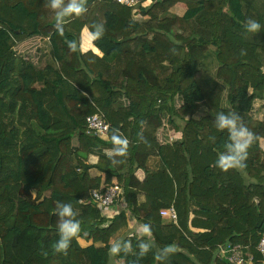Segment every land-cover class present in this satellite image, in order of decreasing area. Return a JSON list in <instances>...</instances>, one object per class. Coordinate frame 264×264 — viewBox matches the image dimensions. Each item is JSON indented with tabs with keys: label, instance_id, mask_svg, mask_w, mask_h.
I'll use <instances>...</instances> for the list:
<instances>
[{
	"label": "trees",
	"instance_id": "16d2710c",
	"mask_svg": "<svg viewBox=\"0 0 264 264\" xmlns=\"http://www.w3.org/2000/svg\"><path fill=\"white\" fill-rule=\"evenodd\" d=\"M178 3L183 16L171 12ZM87 9L61 36L48 0H0V264H227L226 245L264 264V114L254 113L264 101V0H153L136 8L142 20L115 0H88ZM247 18L260 33L245 31ZM94 24L104 26L100 39ZM84 29L101 56L82 52ZM44 39L47 48L22 50ZM232 110L256 140L245 169L222 171L215 161L228 133L213 120ZM96 113L111 125L107 139L87 133ZM113 130L129 140L118 164L108 155ZM92 169L105 175L102 191L123 189L112 215L93 203ZM57 201L71 203L81 222L67 255L51 247ZM170 207L178 220L166 224L161 211ZM145 223L155 246L138 259L135 233ZM113 238L130 240L133 252L111 255ZM166 245L177 251L157 261Z\"/></svg>",
	"mask_w": 264,
	"mask_h": 264
},
{
	"label": "clouds",
	"instance_id": "9594fccd",
	"mask_svg": "<svg viewBox=\"0 0 264 264\" xmlns=\"http://www.w3.org/2000/svg\"><path fill=\"white\" fill-rule=\"evenodd\" d=\"M88 0H48V6L55 13V28L59 35H64V26L69 18L73 16H81L87 12ZM92 35L96 39H100L104 33L103 24H94ZM243 27L247 33L257 34L261 32V24L254 18H247L243 22ZM71 51L78 50L77 44L74 41H67ZM243 54V53H242ZM214 127L218 131H226L228 133L227 141L223 145V151L219 152L216 167L222 171L232 169L243 170L247 167L246 160L248 158V150L256 140L255 133L251 131L243 122L241 115L237 111L218 112L213 120ZM113 148L108 152L109 158L113 164H118L121 161L116 160L117 156H125L129 146V140L119 133L118 130H113L112 134ZM57 234L58 239L52 244V249L56 253L67 255L73 239L81 232V222L77 219V212L71 203L57 201L56 203ZM139 237L137 244L138 259L143 258L155 246L152 242L151 226L147 223L142 224L135 233ZM145 237L148 239L146 240ZM111 255L117 256L121 252L125 255L133 252L131 241L126 238L114 240L109 249ZM177 251L175 245H166L159 249L155 255L157 261H164L170 254ZM46 256L48 253L45 251Z\"/></svg>",
	"mask_w": 264,
	"mask_h": 264
},
{
	"label": "built area",
	"instance_id": "2783aa9c",
	"mask_svg": "<svg viewBox=\"0 0 264 264\" xmlns=\"http://www.w3.org/2000/svg\"><path fill=\"white\" fill-rule=\"evenodd\" d=\"M151 1L152 0H115L116 3L125 7L134 8L135 10L138 6L145 7L147 3H150ZM86 120L88 134L98 136L100 138L107 137L108 132L111 129V125L107 122L103 114H93L87 117ZM102 190L103 189L93 190L91 192L93 203L100 207L105 214H110L112 213L110 209L113 208L116 203L121 201L123 189L120 185L116 184L106 188L104 191ZM161 216L168 218L174 223L178 220L177 212L174 207L162 210ZM247 249L248 248H244L241 245H226L224 248H221L223 256L222 259L227 264H255L253 255L247 253ZM257 251L264 255V234L259 242Z\"/></svg>",
	"mask_w": 264,
	"mask_h": 264
},
{
	"label": "crops",
	"instance_id": "0c3cea01",
	"mask_svg": "<svg viewBox=\"0 0 264 264\" xmlns=\"http://www.w3.org/2000/svg\"><path fill=\"white\" fill-rule=\"evenodd\" d=\"M153 1V0H152ZM152 1L150 2V3H147V5L145 6V7H142V8H146V7H148V6H150V4H152ZM185 11H186V5L185 4H183V3H178L177 5H175L173 8H172V10H171V12L172 13H175V14H177V15H179V16H183L184 15V13H185ZM135 12H136V14H135V18L136 19H138V20H142L143 18H142V15L140 14V12H138L137 11V9L135 10ZM45 40V39H44ZM25 44H28V43H24L23 45H24V47H25ZM22 48H23V46H22ZM23 50H25V49H23ZM81 50H82V52H87V51H93L94 53H96V54H99L100 56H101V53H100V51L93 45V37H92V35L89 33V31H88V29H84L83 30V32H82V43H81ZM173 131H171L170 130V133H169V135H171L172 136V134H175L174 132L172 133ZM176 135H178V134H176ZM103 139H107V137L106 138H103ZM262 140H264V138L263 139H261V141ZM260 146H261V142H260ZM92 149L93 150H95L96 152H102L103 151V147L101 146V145H98V144H93L92 146ZM262 148V147H261ZM263 150V149H262ZM264 151V150H263ZM97 161H98V156L97 155H91L90 157H89V163L90 164H96L97 163ZM137 177L142 181V180H144V177H145V174H144V172L143 171H138L137 172ZM72 179H74V178H76V176H77V171H74V172H72L70 175H69ZM91 181H90V189H91V192L93 191V189L94 190H97V189H103L105 186H107V184H106V182H105V175H104V173H102V172H100V171H98V170H96V169H92L91 170ZM98 180H100V183L99 184H97L98 183ZM113 182H116V180L115 179H113ZM115 210H116V208H111L110 209V211L112 212V213H114L115 212ZM112 213H110V214H108V215H112ZM163 221L166 223V224H168V223H170L171 221L168 219V218H166V217H164L163 218ZM134 224H133V222L131 221V220H129V229L131 230V231H133L134 230V226H133ZM190 230L192 231V232H194V233H199V232H203V230L202 229H197V228H193V227H190ZM115 239L113 238V239H111V243L114 241ZM83 243H85V244H87L85 241H81V244L82 245H84ZM89 244V243H88ZM87 244V245H88ZM220 256H221V259H222V253L220 254ZM223 260V259H222ZM110 264H124V260H117V259H114V260H112L111 261V263Z\"/></svg>",
	"mask_w": 264,
	"mask_h": 264
},
{
	"label": "rangeland",
	"instance_id": "374dc122",
	"mask_svg": "<svg viewBox=\"0 0 264 264\" xmlns=\"http://www.w3.org/2000/svg\"><path fill=\"white\" fill-rule=\"evenodd\" d=\"M48 40L47 39H45V40H41V41H39V42H36V41H31V42H29L28 44H25V47H24V45H23V49H25L24 50V52H34L35 50H36V48H39V47H42V49H44V46L47 44L46 42H47ZM37 46V47H36ZM46 47V46H45ZM47 48V47H46ZM22 49V50H23ZM23 52V51H22ZM255 105H254V113H255V115H256V118L257 119H261L262 117H263V114H264V111L263 110H261V107H263V105H264V101H255V103H254ZM259 110V112L257 113V111ZM165 128H167V127H165ZM173 133V132H172ZM172 136L173 137H175V138H178V137H180L179 135H176V134H172ZM161 138H162V134H161ZM261 142V147H262V149L264 150V140H262V141H260ZM74 144H77V141L76 140H74ZM94 190V189H93ZM99 190V189H98ZM123 206L121 205V206H119V209L120 208H122ZM116 208H118V207H116ZM84 245L83 246H87V244H85V243H83Z\"/></svg>",
	"mask_w": 264,
	"mask_h": 264
},
{
	"label": "water",
	"instance_id": "95a60500",
	"mask_svg": "<svg viewBox=\"0 0 264 264\" xmlns=\"http://www.w3.org/2000/svg\"><path fill=\"white\" fill-rule=\"evenodd\" d=\"M225 246H223V248H224Z\"/></svg>",
	"mask_w": 264,
	"mask_h": 264
}]
</instances>
